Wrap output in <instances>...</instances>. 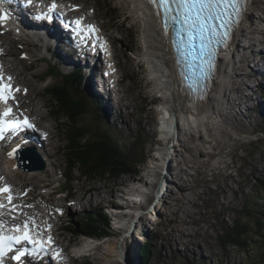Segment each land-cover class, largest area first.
Returning a JSON list of instances; mask_svg holds the SVG:
<instances>
[{"label": "rangeland", "instance_id": "rangeland-1", "mask_svg": "<svg viewBox=\"0 0 264 264\" xmlns=\"http://www.w3.org/2000/svg\"><path fill=\"white\" fill-rule=\"evenodd\" d=\"M62 1H72L88 14L95 11L94 19L110 35L119 77L123 78L125 95H119L122 98L118 101L120 116L113 120L111 111L107 120L105 112L101 114L96 108L100 98H92L83 85L82 76L73 95L86 103L87 109L79 117L80 125L92 133L107 128L123 148L131 151L132 157L142 152L146 158L136 174L117 178L90 179L82 176L78 167L69 170L65 145L66 130L72 123L70 117L65 116L66 112L57 109L59 103L46 91L60 83V75L69 70L49 60L43 48L27 46L25 40L14 42L13 37L1 31L0 45L7 52L6 61L10 62L7 69L16 76V82L30 90L23 109L54 135L46 157L47 163L54 161L53 167L24 171L16 165L18 172L15 170L7 176L13 192L26 195L25 201L18 199L17 202H29L21 220L32 222L34 219L43 224L48 221V225H52L53 239L66 247L68 253H64L62 257L66 261L61 259L60 264H136L133 256L148 239L153 244L149 264H244L252 261L257 253L255 249H250L249 259H246L234 245L224 249L220 237L243 209L246 193L250 191L249 181L254 184L253 177L264 175V0H254L251 15L242 27L240 46L235 50L234 68L229 72L231 77L224 96L226 122H218L214 136L207 138L204 144L197 142L196 133H181L180 140L171 147L173 156L168 161V169H161L162 162L157 159L160 155L155 153L156 145H163L158 143L161 140L157 106L161 101L154 96L157 86L149 82L146 66L143 62L137 63L138 54L144 49L137 18L134 20L129 14L125 17L128 9L122 0ZM50 68L60 75L38 80L37 76L44 77ZM46 84L49 85L43 90ZM24 96L18 102H23ZM17 108L20 110L18 105ZM112 109L115 110L113 105ZM97 110L100 118L96 116ZM168 156L166 160L171 158V153ZM65 170L71 176V180H67L70 188L66 191L61 189ZM58 185L64 192L54 194ZM143 194L146 195L143 205L130 202ZM261 195L263 199L256 200V204L264 207V193ZM136 206L141 211L138 217H142L143 223L134 216L129 222L132 215L128 209ZM98 210L104 215L110 214L106 215L110 222L109 234L75 237L71 226L77 224L83 213ZM114 211L126 213L128 218L122 222L120 219L124 217H114ZM13 213L16 218L20 217L19 212ZM262 214L261 220H264V211ZM242 218L247 220L246 216ZM248 222L255 225L254 220ZM115 242L126 253V263L109 253Z\"/></svg>", "mask_w": 264, "mask_h": 264}, {"label": "bare ground", "instance_id": "bare-ground-1", "mask_svg": "<svg viewBox=\"0 0 264 264\" xmlns=\"http://www.w3.org/2000/svg\"><path fill=\"white\" fill-rule=\"evenodd\" d=\"M122 1L125 3L128 9V13L125 14V17L129 14L130 16L134 17V20H136L137 18V21L139 22L140 37L143 42L144 49L139 52L138 61L143 62L144 65L146 66L149 82H151V84L155 83V85L157 86L156 92L154 91L153 93H154V96L158 97L161 101L157 106V111H159L158 119H160V123L158 126V130H159L158 135L161 140L158 143H161L163 145L161 146L156 145L155 153L156 155H160V157H157V159L160 162H162V164H160L161 169L165 167L167 168L168 161L171 160L173 156L171 147H173L176 141L180 140L181 133L183 134H189V133L195 134L196 133L195 135H197V142H201L204 144L207 142V138H211L214 136L213 131L215 130L217 124H220L218 122H221L222 124L226 122L227 118H226V114L224 111L225 108L223 106L225 103L224 96L226 95V90L228 89L229 81L231 77L229 72H231L234 68L233 65L235 62V52H236L235 50L240 46L238 41L243 33L242 27L247 22L248 18L251 15V12H252L251 9L254 7V4H253L254 0H251L249 5H247L248 7L246 9L247 12H245L242 21L238 25L236 38L233 41L232 45L225 51L226 53L225 57L224 58L222 57L221 61L219 62V65H218L219 68L217 67L216 69V73H218V75L216 76V79L213 81V85L211 89L209 91L207 90L203 97H199L197 99H190L188 95L183 93V90L180 87L179 80L177 77L174 57L171 52V47L169 44V35H165L163 30L160 27V24H161L160 15H157V13L152 9V7L148 3H146V0H122ZM5 5L10 10V16L6 20L7 24H9L11 27L15 29H18L22 33H27V36L28 34H31V37H29L31 40L29 41L31 42L32 41H43L44 43L48 44L55 40L56 35H57V32L55 30L45 35L43 34V27L41 25H38L32 22L31 19L28 18L27 14L21 10V7L18 8L16 7V5L9 4V2ZM91 45L92 44H85V48H82V51H81L82 56L84 54H88L89 50L93 51L94 49H96V48L93 49ZM9 52L10 50H8V54ZM6 53H7L6 50H2L1 58L3 61V65L6 66V69H7L8 68L7 66L10 65V62L6 61L5 59L7 55ZM57 53L60 55L58 51ZM70 55L74 56V53H71ZM67 56L68 54L65 52L60 58L62 59ZM92 60H93V64L96 65L97 64L96 54H93ZM38 61H41V60H38ZM60 65L63 67V69L69 70V71H66V73L73 74L77 72L81 75V79L83 76L85 80L83 85L86 87L89 94L93 96V93H92L93 81L91 79L94 78V73L96 69L95 67H91L90 69L92 70L90 69L83 70L79 66L84 72V75H83L78 70L72 68L68 64H60ZM41 77L42 76H37L38 80H40ZM14 84H15L14 88L19 89V91L17 92L21 93L23 91L21 89V84L16 81ZM26 94H27L26 92H23V94H20V97ZM92 98L94 99L95 97H92ZM193 101H195V103ZM102 111L105 112L104 113L105 116L108 115L107 111L105 110H102ZM58 136L59 135H57V137ZM254 141H257V140H254ZM17 146H19L18 143L12 144L13 148H16ZM169 153H171V158L166 160L169 157L168 156ZM156 155H154V157H156ZM54 165H55L54 161L50 160L49 163H47L44 170H46V168L48 167H53ZM10 167H13V164L10 163L9 159L5 160V169H4L5 174L15 172V170L11 169ZM33 171H36V170H33ZM153 171L155 173V169H153ZM135 184H139V183H135ZM145 196L146 195L143 194V196H140V197L137 196V199L132 198L131 200L130 198L131 200L130 202L136 205L137 204L143 205L145 203L144 202ZM4 200H6V197L5 198L3 197V201ZM98 206L100 207L101 204H98ZM131 209L132 210L128 209V211L132 215L131 216L132 219H130L129 222L133 221V216L134 218L138 217L139 213L141 212L137 210L139 209V207L137 206ZM143 212L144 211H142V213ZM154 213L156 214L157 212L154 211ZM106 215H110V214H106ZM112 215L116 218H120V216L122 215L124 217L122 220L120 219V221L122 222L128 218V217L127 218L125 217L126 213L121 214L120 212L114 211ZM141 218L142 217H140L139 220L143 223V220ZM30 225H31V222H30ZM35 225L38 227L34 230L40 234L42 230V226H44V224L35 222ZM42 234H44L43 231H42ZM141 239H143V237H141ZM109 253H112L115 256L121 259H124L126 263V259H125L127 257L126 253L124 254V250L118 246V243L115 242L110 247ZM60 261H61V258L59 259L58 264H60Z\"/></svg>", "mask_w": 264, "mask_h": 264}, {"label": "snow or ice", "instance_id": "snow-or-ice-1", "mask_svg": "<svg viewBox=\"0 0 264 264\" xmlns=\"http://www.w3.org/2000/svg\"><path fill=\"white\" fill-rule=\"evenodd\" d=\"M249 0H146V3L153 5L163 11L165 16V25L168 20L174 26L175 40L174 46L180 53L187 70L186 78L193 85H199L201 81L208 80L210 75L215 70V58L217 56V46H227L231 39V34L236 25L241 20L246 5ZM33 0H24L23 6H31ZM57 5L55 0L49 6L46 13L42 12L37 19L52 20V13ZM159 15V12L157 13ZM10 16V13L4 7L0 0V22H4ZM83 17L76 19L73 23L76 25V33L80 37L81 42H85L91 37H95L98 31L94 25H82ZM99 39V37H95ZM103 47V45H101ZM9 83H4V78L0 74V103L5 105L3 111H0V140L6 138L5 134L10 133L15 135L22 128H32L27 117L23 120L9 119L13 114L11 107H8L9 100L14 99V91L10 81L12 77L7 78ZM18 147L8 152L9 157H13L17 152ZM0 177V180H3ZM0 195H6L7 204L0 202V210L5 208L9 212L16 211L13 204L14 197L10 185L5 184L0 187ZM2 214V213H0ZM15 219V216L11 217ZM38 226L35 225L34 219L31 222L25 220L23 225H13L11 232L16 234H8L5 229V224L0 221V264H3V257L13 251L14 245H20L27 242L33 245L34 251L43 252L45 250V240L33 238L32 231ZM51 225H47V230L50 231ZM52 242V237L49 235L47 243ZM25 255L22 250H17L16 254L11 258L15 261H20ZM59 257V252L56 254Z\"/></svg>", "mask_w": 264, "mask_h": 264}, {"label": "trees", "instance_id": "trees-1", "mask_svg": "<svg viewBox=\"0 0 264 264\" xmlns=\"http://www.w3.org/2000/svg\"><path fill=\"white\" fill-rule=\"evenodd\" d=\"M47 73V76L56 77L60 75L57 70L51 68ZM60 76L62 81L52 85L46 91L51 94L54 101L59 103L57 109L66 112L65 116L70 117L72 123L70 128L66 130L67 143L65 145L69 170L78 167L81 175L90 179L98 177L117 178L132 173L136 174L139 171V165L142 164L146 156L141 152L132 157L131 151L123 148L107 128L98 129L93 133L83 128L79 123V117L86 111V103L82 99L80 101L75 99L73 96L74 87L80 83L81 75L75 72L71 75ZM44 78L46 77L44 76ZM97 109L99 110V108ZM98 110L95 113L100 118L101 114ZM82 140L84 141L82 142ZM141 145L143 146L144 142ZM67 171L65 173L66 181L70 178L69 171L68 173ZM253 179L254 184L249 181L250 191L246 193L244 207L239 211V216L235 217L232 223L224 229L220 237V245L224 249L226 246L234 245L245 254L246 259H249L250 249H255L257 253L253 255L252 261L250 260L249 263L246 261L244 264H264V220H261L264 207L256 204V200L263 199L261 193H264V175L260 173ZM66 181L63 183L64 185L67 184ZM243 216H246V221H243ZM249 219L255 221L254 226L250 225ZM76 223L74 227L71 226L70 230L77 238L80 236L100 237L109 234L110 222L100 210L83 213V217H80ZM152 248L153 244L148 239L136 251L133 261L136 264H149L148 258Z\"/></svg>", "mask_w": 264, "mask_h": 264}, {"label": "water", "instance_id": "water-1", "mask_svg": "<svg viewBox=\"0 0 264 264\" xmlns=\"http://www.w3.org/2000/svg\"><path fill=\"white\" fill-rule=\"evenodd\" d=\"M18 156L20 157V162H24V161L27 162L26 160H28V159H26L27 156H25L24 152H18ZM27 163L26 164H22L24 166V168H23L24 170H39L40 171V170H44L45 169V164L40 159H39V163L38 164H33V162L30 163V164H27Z\"/></svg>", "mask_w": 264, "mask_h": 264}]
</instances>
